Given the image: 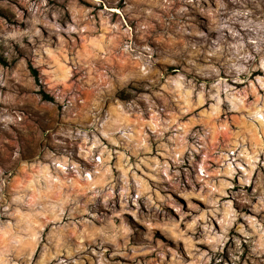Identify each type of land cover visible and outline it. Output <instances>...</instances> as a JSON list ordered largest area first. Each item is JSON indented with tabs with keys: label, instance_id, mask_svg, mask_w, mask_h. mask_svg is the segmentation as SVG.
<instances>
[{
	"label": "rangeland",
	"instance_id": "rangeland-1",
	"mask_svg": "<svg viewBox=\"0 0 264 264\" xmlns=\"http://www.w3.org/2000/svg\"><path fill=\"white\" fill-rule=\"evenodd\" d=\"M0 57V264H264V0H0Z\"/></svg>",
	"mask_w": 264,
	"mask_h": 264
},
{
	"label": "clouds",
	"instance_id": "clouds-1",
	"mask_svg": "<svg viewBox=\"0 0 264 264\" xmlns=\"http://www.w3.org/2000/svg\"><path fill=\"white\" fill-rule=\"evenodd\" d=\"M244 14L247 15V13H244ZM237 35H238V34H237ZM252 43L255 44L256 41L253 40ZM149 51H150V50H149ZM229 58L233 61L232 67L236 68V70H237L238 72H243V71H245L246 69H245L242 65H240V64L238 63L239 60H240V59H245V60H247V59H251L252 57H251L250 54H246V55L243 56V57H241V56H239V55H233V56H230ZM95 123L100 124V123H102V121H101L100 119H97V120L95 121ZM103 123H106V121H104ZM117 130H118V129H117ZM194 136H195V138H196L197 140H203V139H204L202 136L199 135V133H195ZM201 146H202V145H201ZM176 163L179 164V163H181V161L177 159V160H176ZM165 175L167 176V170H166V168H165ZM85 178H87V173L85 174ZM126 189H127V181L125 180V196L127 195ZM209 231H210V230H209ZM224 239H225V237L216 236V235H214V236L212 237V240H215V241H217V242H222ZM212 240H210V241H208V242L211 243ZM236 243H237V245H239L240 241H239V240H236Z\"/></svg>",
	"mask_w": 264,
	"mask_h": 264
},
{
	"label": "trees",
	"instance_id": "trees-1",
	"mask_svg": "<svg viewBox=\"0 0 264 264\" xmlns=\"http://www.w3.org/2000/svg\"><path fill=\"white\" fill-rule=\"evenodd\" d=\"M0 61H2V58L0 57ZM31 70H32V73L35 75V76H38V72L35 68L31 67ZM43 97L44 98H49V95L47 93H43Z\"/></svg>",
	"mask_w": 264,
	"mask_h": 264
}]
</instances>
